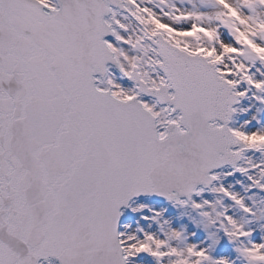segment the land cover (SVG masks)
<instances>
[{
	"label": "snow or ice",
	"instance_id": "obj_1",
	"mask_svg": "<svg viewBox=\"0 0 264 264\" xmlns=\"http://www.w3.org/2000/svg\"><path fill=\"white\" fill-rule=\"evenodd\" d=\"M0 264H264V0H0Z\"/></svg>",
	"mask_w": 264,
	"mask_h": 264
}]
</instances>
